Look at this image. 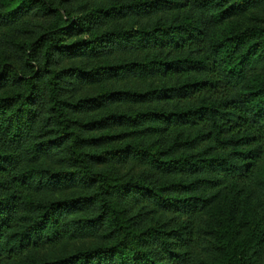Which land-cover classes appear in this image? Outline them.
Masks as SVG:
<instances>
[{
  "label": "trees",
  "instance_id": "1",
  "mask_svg": "<svg viewBox=\"0 0 264 264\" xmlns=\"http://www.w3.org/2000/svg\"><path fill=\"white\" fill-rule=\"evenodd\" d=\"M231 1L264 10L0 0V264H264V26Z\"/></svg>",
  "mask_w": 264,
  "mask_h": 264
},
{
  "label": "rangeland",
  "instance_id": "2",
  "mask_svg": "<svg viewBox=\"0 0 264 264\" xmlns=\"http://www.w3.org/2000/svg\"><path fill=\"white\" fill-rule=\"evenodd\" d=\"M235 2L236 1H231V3L228 4L229 13L225 16V19L223 20V28L227 29L234 24L241 28L252 26H264V10H249L245 13H242L239 9V5H237V3ZM89 5L90 4H86L85 7L89 8ZM149 86V83L145 84L144 86L140 85L139 83H135L134 85L127 83L122 84L124 90L136 92L140 91L141 88L146 89ZM100 90L101 88L99 87L97 91L92 92V96L96 95ZM86 242L76 243L75 247L71 251L75 252V249L85 250L86 248H88V244ZM66 252H68V249L66 250Z\"/></svg>",
  "mask_w": 264,
  "mask_h": 264
}]
</instances>
